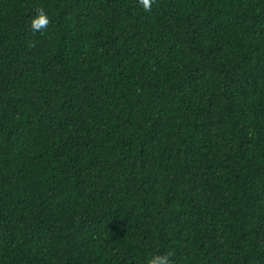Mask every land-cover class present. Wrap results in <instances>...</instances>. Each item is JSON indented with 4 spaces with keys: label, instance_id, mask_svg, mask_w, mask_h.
I'll use <instances>...</instances> for the list:
<instances>
[{
    "label": "trees",
    "instance_id": "16d2710c",
    "mask_svg": "<svg viewBox=\"0 0 264 264\" xmlns=\"http://www.w3.org/2000/svg\"><path fill=\"white\" fill-rule=\"evenodd\" d=\"M167 252L264 264V0H0V264Z\"/></svg>",
    "mask_w": 264,
    "mask_h": 264
},
{
    "label": "clouds",
    "instance_id": "9594fccd",
    "mask_svg": "<svg viewBox=\"0 0 264 264\" xmlns=\"http://www.w3.org/2000/svg\"><path fill=\"white\" fill-rule=\"evenodd\" d=\"M143 10L150 12L155 0H138ZM50 24L49 17L42 7H35L34 15L30 20V27L33 32L46 31ZM173 253L167 252L164 254H152L146 261V264H174L171 259Z\"/></svg>",
    "mask_w": 264,
    "mask_h": 264
}]
</instances>
